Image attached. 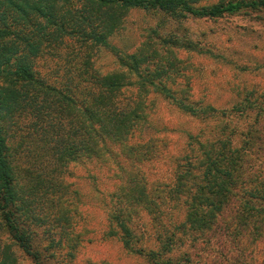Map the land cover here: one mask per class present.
<instances>
[{"label":"trees","instance_id":"trees-1","mask_svg":"<svg viewBox=\"0 0 264 264\" xmlns=\"http://www.w3.org/2000/svg\"><path fill=\"white\" fill-rule=\"evenodd\" d=\"M197 1L0 0V229L34 264H59L56 245L73 249L69 264L82 240L55 176L80 159L109 173L105 234L145 264H264L249 256L264 243V91L231 90L217 107L178 81L174 49L203 52L191 41L131 53L108 41L128 8L174 19L264 12V0ZM94 47L127 72L93 69ZM45 55L63 59L48 71L60 81L41 72ZM154 95L199 124L175 152L151 125ZM155 163L165 167L150 179ZM15 262L0 239V264Z\"/></svg>","mask_w":264,"mask_h":264},{"label":"rangeland","instance_id":"rangeland-1","mask_svg":"<svg viewBox=\"0 0 264 264\" xmlns=\"http://www.w3.org/2000/svg\"><path fill=\"white\" fill-rule=\"evenodd\" d=\"M217 1L219 0H198L197 4ZM167 37H175L179 43L184 40L191 41L203 51L199 53L183 47L174 49V54L181 59L179 66L183 73L178 81L186 86L183 90L193 96L214 106L225 107L233 101L231 90H240L243 87L247 91H264V12H238L215 18L186 16L174 19L161 11L128 8L123 12L117 30L108 37V41L117 50L131 53L144 44L157 47ZM90 59L91 67L101 73L127 72L118 65L114 52L104 47H94ZM54 61L58 65L63 63V59L42 56L38 61L41 72L47 74L49 67L53 69ZM56 72L50 71L48 74L51 78L58 76L57 80L60 81L61 71ZM152 107L151 125L156 135L165 136L169 140L168 150L175 152L184 141L181 131L193 130L199 125L197 120L180 113L156 95ZM155 164L148 170L150 179L151 173H161L165 167ZM104 171L92 161L80 159L67 163L63 172L55 175L65 186L63 199L70 202V205L75 204L79 213L74 230L82 240L73 251L69 264H145L142 257L124 250L115 236L105 234L108 225L103 207L107 200L105 194L111 189V179L109 173ZM0 239L10 245L16 264H34L1 229ZM40 243L44 244V241L41 239ZM62 243L65 244V241ZM53 247L57 249V245ZM52 248L48 249V253H54L52 261L59 264L67 261L73 250L68 252L66 246L57 250ZM254 249L255 255L252 254ZM263 254L264 243L249 252V256L257 260Z\"/></svg>","mask_w":264,"mask_h":264}]
</instances>
